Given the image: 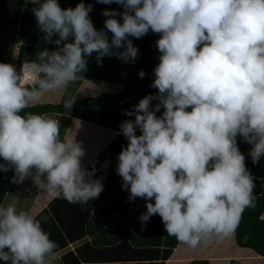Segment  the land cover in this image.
<instances>
[{
	"label": "clouds",
	"instance_id": "9594fccd",
	"mask_svg": "<svg viewBox=\"0 0 264 264\" xmlns=\"http://www.w3.org/2000/svg\"><path fill=\"white\" fill-rule=\"evenodd\" d=\"M96 2L124 11L105 10L104 29L97 30L91 4L63 9L58 0H31L38 4L32 12L43 39L51 43L58 36L57 47L23 65L32 75L30 87L12 64L0 63V157L6 162L0 171L14 168L12 182L31 176L69 203L98 198L103 177L94 179L95 166H84L82 145L61 139L58 120L24 110L43 93L78 80L94 52L98 64L105 56L134 61L139 49L129 37L151 30L160 35L151 85L158 93L126 111L135 119L120 125L128 140L116 169L122 188L130 191V202L149 201L139 217L142 227L159 214L167 234L193 248L231 236L243 211L255 206L253 175L237 137L253 146V164L264 156V0ZM74 103L70 98L63 106L70 112ZM56 248L30 213L0 206V261L55 264Z\"/></svg>",
	"mask_w": 264,
	"mask_h": 264
},
{
	"label": "trees",
	"instance_id": "16d2710c",
	"mask_svg": "<svg viewBox=\"0 0 264 264\" xmlns=\"http://www.w3.org/2000/svg\"><path fill=\"white\" fill-rule=\"evenodd\" d=\"M80 2H84L86 6L89 4L93 6L89 15L97 30L104 29L105 20L108 18L102 15L105 10H115L120 13L124 11L122 6L115 3L105 5L97 3L96 0H58L63 9L69 7L74 9ZM21 3L22 0H18V10L15 13H0V36L6 42L12 41L16 35L20 39L16 57L18 74L24 63L36 60L45 48L49 51L55 50L57 46L54 41L58 38L54 36L51 43L45 41L44 34L39 30L37 19L32 12V8L38 4L28 3L20 13ZM117 19L123 22L122 16ZM108 36L111 40L112 33L108 32ZM159 38L160 35L151 30L139 39L129 37L134 46L139 49L138 57L134 61L125 62L116 56H105L102 58V63L98 64L95 52L86 58L87 70L79 74L80 78L86 80L82 84L97 82L115 86V90H102L90 95L86 88L80 89L81 80L78 79L64 89L43 93L24 110L44 115L70 114L76 119L98 123L118 131L102 151L110 158L116 159V162L109 169L98 168L96 159L86 166L89 171L92 170L93 165L95 166L94 179L103 177L104 188L98 198L91 199L86 204H73L64 199L61 194L58 197H52L46 206L36 202L35 208L33 207L31 211L33 218L41 222L42 229L57 245L56 252L59 256L55 264H83L80 248L76 250H67V248L70 243L83 238L86 233L95 235L98 231L103 232L101 233L103 236L100 235L92 244L98 248L108 249L109 256L108 260L87 261L85 264H165L180 243L176 237L167 234L159 214L152 216L146 227H142L139 217L146 213V204L149 201L136 198L130 202V191L122 188V178L116 171L118 156L128 144L120 125L125 120L135 119V116L129 117L125 115V112L133 110L147 95L158 93V89L151 85L155 79L154 69L160 62L161 53L156 46ZM117 51H123V49ZM141 70L145 72L143 78L139 76ZM23 86L30 87L31 84ZM70 98H75V103L69 112L63 105ZM156 103L158 101H152L153 107ZM163 111L164 109L161 108L157 116H161ZM188 111H191V108ZM139 134H141L140 130L137 129V135ZM237 142L239 150L245 156L246 167L253 175L255 206L243 211L234 232L235 241L240 247L250 249L263 260L264 156L258 163L253 164L250 156L253 146L239 136ZM0 163H6L2 157H0ZM14 175V168H10L8 172L0 171V206H3L6 200ZM151 202L155 203L154 199ZM72 205H77L78 209L83 211L77 215L71 214L69 208ZM135 210L138 211L131 213ZM70 221L74 222L72 227ZM85 224L88 225L87 228ZM209 263L208 259H194L190 262V264ZM0 264L4 262L0 261Z\"/></svg>",
	"mask_w": 264,
	"mask_h": 264
},
{
	"label": "crops",
	"instance_id": "0c3cea01",
	"mask_svg": "<svg viewBox=\"0 0 264 264\" xmlns=\"http://www.w3.org/2000/svg\"><path fill=\"white\" fill-rule=\"evenodd\" d=\"M10 7H13L14 10H8ZM17 10L18 0H15V3H12V6L11 2L0 3V13L2 14L15 13ZM0 63L12 64L17 70L16 56H13L12 53V41L6 42L1 36ZM79 80H81L80 89L83 90V88H86V91L90 95L102 92V90H115V86L112 85L109 86L108 84L105 85L97 82H86L82 84L86 81L85 78L81 77ZM45 115L51 119L59 121L61 139L67 137L73 140V142L82 145L86 153L82 158L85 167L95 159L98 168L102 167L104 169H109L116 162V159L110 158L107 153H103L102 151L107 143L118 133L117 130L87 120L76 119L70 114L50 113ZM13 183L14 182H12L10 189L12 188ZM10 189L6 195V200L7 198L8 200L6 203L4 202L3 206L14 205L18 211L22 205L24 196L27 195L28 197L30 196V199L27 201L26 206H24L23 211L30 214L33 207L35 208L34 205L36 202L42 206H46L50 199L54 197L43 189H40L31 176L21 183H16L11 195ZM82 211L83 209L79 210L77 205H72L69 208V212L74 215H77ZM136 211L138 210L131 213L134 214ZM69 223L71 227L74 224L73 221H70ZM76 224L77 223H75V226ZM87 227L88 225L85 224V228ZM76 228L78 227L76 226ZM101 233L103 232L98 231L95 235H89L86 233L83 238L70 243L67 250H76L77 248H80L83 264L87 261L108 260V249L102 247L98 248L92 244L94 240L99 238ZM57 255L59 256V254ZM194 259H208L210 261L209 264H260L264 262V259L261 260L259 256L255 255L250 249L240 247L236 243L233 233L231 236L223 239L220 237H213L207 242H201V244L195 248L179 243L174 249L171 257L165 261V264H190Z\"/></svg>",
	"mask_w": 264,
	"mask_h": 264
},
{
	"label": "built area",
	"instance_id": "2783aa9c",
	"mask_svg": "<svg viewBox=\"0 0 264 264\" xmlns=\"http://www.w3.org/2000/svg\"><path fill=\"white\" fill-rule=\"evenodd\" d=\"M29 3H31V0H29ZM28 4V3H27ZM26 4V0H22V3H21V7H20V13L23 12L25 6L27 5ZM19 46H20V39L18 37V35H16L13 40H12V53H13V56H16L18 55V52H19ZM26 64V63H24ZM23 64V65H24ZM23 65L21 66L20 68V74L24 76V79L22 80V85H25V84H31V80H32V75L31 73L27 70V69H24V73H23Z\"/></svg>",
	"mask_w": 264,
	"mask_h": 264
},
{
	"label": "rangeland",
	"instance_id": "374dc122",
	"mask_svg": "<svg viewBox=\"0 0 264 264\" xmlns=\"http://www.w3.org/2000/svg\"><path fill=\"white\" fill-rule=\"evenodd\" d=\"M7 2H11V6H12V3H15V0H0V3H7ZM8 10H14L13 9V7H10V8H8ZM15 185H16V183H13V185H12V188L10 189V195L12 194V192H13V190H14V188H15ZM18 199V198H17ZM16 199V200H17ZM30 199V196L28 197L27 195H25L24 196V198H23V202H22V205H21V207L18 209V211H21V210H24V206H26V203H27V201ZM7 200H8V198H7ZM7 200H5V203L7 202Z\"/></svg>",
	"mask_w": 264,
	"mask_h": 264
}]
</instances>
